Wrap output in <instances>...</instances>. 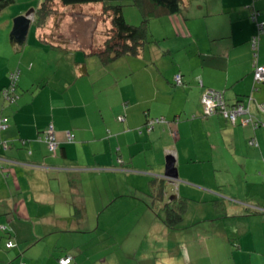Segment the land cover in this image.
<instances>
[{"label":"crops","instance_id":"1","mask_svg":"<svg viewBox=\"0 0 264 264\" xmlns=\"http://www.w3.org/2000/svg\"><path fill=\"white\" fill-rule=\"evenodd\" d=\"M40 1L15 0L0 11V264H58L66 256L89 264L92 256L76 257L62 237L83 236L95 208L129 194L137 202L140 194L158 221L147 243L126 244L140 264H264V128L246 124L249 116L236 125L221 114L206 117L202 106L206 89L224 92L230 103L252 94L251 40L260 36L258 63L264 65V30L251 16L264 22V0H182L178 14L153 10L155 43L110 64L93 53L100 40L80 41L83 24L102 15L101 4L60 10L62 40L53 43L34 23ZM32 9L27 41L19 47L11 42L14 19ZM16 69L18 99L10 102L1 91ZM177 74L182 86L174 83ZM258 87L253 97L263 102L264 83ZM249 109L264 123L255 102ZM157 118L164 122L148 132L147 123ZM51 125L55 151L41 140ZM168 156L176 161L177 179L165 177ZM200 176L251 182L233 191L199 182ZM181 204L183 221L174 229L155 216ZM191 207L205 211L187 218ZM9 240L15 247L7 248Z\"/></svg>","mask_w":264,"mask_h":264},{"label":"rangeland","instance_id":"2","mask_svg":"<svg viewBox=\"0 0 264 264\" xmlns=\"http://www.w3.org/2000/svg\"><path fill=\"white\" fill-rule=\"evenodd\" d=\"M124 4V16L128 23L134 26L140 25L143 21V14L141 11L133 5H129L127 3ZM85 6L89 5L76 6L75 8H83ZM64 9V7H60V10ZM85 10H87V7ZM91 13L97 14L94 9L91 10ZM61 15L62 14L60 12V16ZM81 19L77 18L75 21L76 24H79ZM110 28V16L102 12V15H99V17H92L90 21L88 20L87 23L83 24V31L80 35V41L83 39V41L86 40L88 43L93 37L95 38V41L100 40L98 43L99 46L103 45L107 39ZM149 28L150 31H152L150 21ZM151 34L153 35L152 32ZM70 38L71 37H69L68 40H71ZM59 39L62 40L61 38ZM63 40H65V38ZM66 44L67 46L73 45L71 42H67ZM258 116L259 118L263 119L261 114L258 113ZM195 179H197L199 182H205L211 185L219 186L223 184L225 187H227V189L233 191H237V189L244 190L249 185L247 182H251L245 178H234L229 180V182H224L225 178L223 177L203 179L202 176H200ZM133 183L139 188L144 184L143 179H139L138 177L135 178ZM135 195H137L139 199L138 202L134 199V194H129L128 196L123 197L121 199L122 201H118L107 209L102 210L95 208L96 214L94 216V220L92 221V225L90 226V231L86 234H83V236L80 235L77 238H66V236L62 237L60 243L70 245V252L74 253L76 257L78 256L83 259L85 255L92 256V261L89 264H104V261H107L109 264H140L139 259L137 260V258L129 252L131 248L126 247V244L130 243L134 244V247H139L143 243H147L146 240L148 238L151 239L150 234L152 232L150 231V228L157 221V219L152 217V215L151 217L149 216V211L146 209L145 203L142 201L140 194ZM194 210L196 209H192V207L190 208L187 218L193 216L194 214L197 216V211H205L199 209L195 212ZM158 215L159 216H155L158 217L159 220L161 217H164L165 220L164 212L162 210H158ZM99 216H101V228L97 230L99 225ZM188 221L189 220H186L185 223ZM115 239H117L119 242H117ZM120 243H122V245H120ZM100 259L103 260L99 261Z\"/></svg>","mask_w":264,"mask_h":264},{"label":"trees","instance_id":"3","mask_svg":"<svg viewBox=\"0 0 264 264\" xmlns=\"http://www.w3.org/2000/svg\"><path fill=\"white\" fill-rule=\"evenodd\" d=\"M14 1L15 0H0V11L10 6L12 3H14ZM124 3L139 8L141 13L143 14V21L141 22L140 25L134 26L128 23V21L124 16V5H125ZM90 4H101L103 6V13L110 16L111 28L108 32L107 39L105 40L103 45H100L93 49L94 55H97L104 64H110L124 56H138L147 46L155 43V40L152 38L149 28V21L155 14L152 12L153 10L154 11L157 10L156 13L160 16V15H168V14H178L182 12L184 9V4L182 0H41L35 12V22H34L35 26L40 30L41 38L43 40H47L53 43L58 42L60 40L59 39L60 35L58 36V32L60 29L61 21H63L62 16H60V7L75 8L76 6L90 5ZM151 5L152 8L150 7ZM51 21H53L52 24L53 26L50 29L51 33H47V30H49L47 28H49ZM251 21H253L252 16H251ZM253 23L256 22L253 21ZM55 39H59V40H55ZM253 67H254L253 69L254 86L252 87L251 95L243 99H239L234 103H230L226 99L224 92L222 91H216V92H219L222 95L223 101L227 104L229 108H233L238 105H244L246 108H248L250 107L252 102H255L258 111L264 116V113L259 108V105L264 104V101L257 102L253 97V93L255 91H258L259 89L258 86L263 84L264 81L257 82L255 80V66ZM83 72H85V68H83ZM9 83H10V79H9ZM3 90L1 91L2 96H3L2 93ZM206 90H211V89H206ZM216 114H221V113H216ZM221 115L224 116L223 114ZM246 116H249L248 117V119L250 120L249 125H251L254 130H256L259 127L264 128L263 125L264 123H261L260 121L253 119L251 114H247ZM225 118L229 120L227 117ZM239 121L240 119L238 120V122ZM185 210H186L185 206L182 204L179 206L165 207L164 216H165L166 225L171 229L176 228L183 221ZM67 257H71L72 261L70 264H72L74 258L72 256H66L65 258ZM65 258H60L58 260V264H60V260ZM21 264H26V263L22 262Z\"/></svg>","mask_w":264,"mask_h":264},{"label":"built area","instance_id":"4","mask_svg":"<svg viewBox=\"0 0 264 264\" xmlns=\"http://www.w3.org/2000/svg\"><path fill=\"white\" fill-rule=\"evenodd\" d=\"M252 20L257 23L259 32L261 30H264V22H258L257 13H254L252 15ZM251 45L254 52L253 54H254V66H255V80L257 82H262L264 81V65H259L258 63L259 48H260L259 35L254 36L252 38ZM20 76H21L20 69H16L14 72L10 74L9 76L10 83L2 92L4 99L9 100L10 102H14L16 99H18L16 90ZM174 83L176 86H182L184 84L183 76L181 74L175 75ZM200 85L203 86L202 81H200ZM202 106H203L204 116L209 117L216 113H221L225 117H227L233 124H236L240 118L246 116L247 114H250L249 107L246 108L244 105H238L233 108H229L227 104L223 101L222 95L214 90L205 91L202 97ZM259 108L264 113V104L259 105ZM160 122H164V120L156 119L147 123L146 125L147 131L151 132L154 128V124ZM245 123L250 124V120L249 119L246 120ZM6 127H7L6 120L3 119L1 121V128L5 129ZM68 139L72 141L73 136L69 134ZM41 140L49 145L51 151H55L58 148V142H57L56 131L54 129V126L51 125L47 128L44 135L41 137ZM250 144L253 146H258L257 140L254 138L250 140ZM7 247L8 248L15 247V243L13 242V240H9L7 242ZM71 261H72L71 257H67L65 259L60 260V264H70Z\"/></svg>","mask_w":264,"mask_h":264},{"label":"water","instance_id":"5","mask_svg":"<svg viewBox=\"0 0 264 264\" xmlns=\"http://www.w3.org/2000/svg\"><path fill=\"white\" fill-rule=\"evenodd\" d=\"M34 12V9L29 10L26 14L20 15L14 19V26L11 32V42L17 44L19 47H22L27 41ZM175 162L176 161L172 156L166 158L165 177H168L169 179L178 178Z\"/></svg>","mask_w":264,"mask_h":264}]
</instances>
